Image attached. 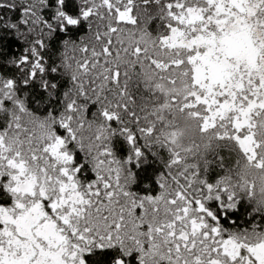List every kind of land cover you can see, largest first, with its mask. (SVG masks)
Returning <instances> with one entry per match:
<instances>
[{
	"label": "snow or ice",
	"instance_id": "1",
	"mask_svg": "<svg viewBox=\"0 0 264 264\" xmlns=\"http://www.w3.org/2000/svg\"><path fill=\"white\" fill-rule=\"evenodd\" d=\"M0 264H264V0H0Z\"/></svg>",
	"mask_w": 264,
	"mask_h": 264
}]
</instances>
